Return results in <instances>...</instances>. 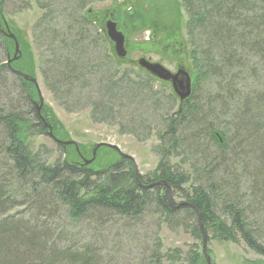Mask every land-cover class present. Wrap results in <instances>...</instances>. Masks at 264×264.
<instances>
[{"label":"trees","instance_id":"16d2710c","mask_svg":"<svg viewBox=\"0 0 264 264\" xmlns=\"http://www.w3.org/2000/svg\"><path fill=\"white\" fill-rule=\"evenodd\" d=\"M31 1L0 0V25L6 5L24 8ZM34 1L42 12L33 40L45 47L44 78L55 97L61 91L58 101H68L61 105L89 108L96 122L133 124L137 134L156 129L162 148L147 175L137 176L132 161L117 155L102 167L85 164L60 142L61 157L48 163L25 136L46 134L48 126L56 132L59 124L38 111L34 83L1 63L0 86L13 76L35 121L16 102L1 103L0 94V264H119L115 240L142 228L150 214L189 222L197 245L182 259L180 249L170 250L174 262L206 264L198 215L206 241L242 242L264 256V0H181L196 74L189 97L176 105L172 95L165 102L153 91L154 77L145 71L136 79L117 70L106 36L87 16L104 0ZM0 38L8 54L12 41L2 31ZM179 148L211 166L199 167L196 180L173 170L169 157ZM176 191L183 201L174 202ZM142 254L140 264L162 263L156 235Z\"/></svg>","mask_w":264,"mask_h":264},{"label":"rangeland","instance_id":"374dc122","mask_svg":"<svg viewBox=\"0 0 264 264\" xmlns=\"http://www.w3.org/2000/svg\"><path fill=\"white\" fill-rule=\"evenodd\" d=\"M15 3V2H14ZM17 3V2H16ZM34 0L30 6L21 8V5H6L3 15L4 24L0 25V31L12 34L16 40L9 45V53L3 54L0 49V64L5 63L9 68H21L22 73L29 75L36 81V90L38 100L36 107L40 112L45 109L50 113L52 119L58 124V130L47 129L46 134H27L25 140L30 150L37 153L40 158H46L48 163H53L55 159L61 157L56 141L48 135L52 131L53 137L62 142H69L67 150L74 149L80 155V159L90 161L93 167H102L110 163L119 156L118 152L110 146L114 145L117 149L131 157L133 167L136 166L138 173L147 175L157 166L160 156L159 151L162 143L157 135V130H151L148 135L144 131L136 133L138 130L131 128L128 123L121 120L110 122H96L90 115L89 108H79L73 111L66 110L61 103H68L67 100L55 97L51 88V79L44 78V71L47 69L43 58L44 46L38 47L33 40V25L41 14V9ZM20 8V9H18ZM87 16L104 33L105 22L111 19L116 22L118 29L124 36L125 57L119 58L114 53L113 43L107 38L109 53L119 63L117 70L121 73L125 71L130 73L132 78H141L147 74L137 66V61L143 57L151 62H158L172 73L177 71V66L181 65L186 69L191 81L196 74L194 62L192 60V47L189 44V34H187L186 23L188 16L184 10L181 0H104L93 4L87 10ZM111 14V17H110ZM3 27V28H2ZM0 44H3L0 38ZM12 65V66H11ZM152 79V78H151ZM152 89L165 97L168 101L169 95L174 97L175 105L179 101L174 95L169 82L153 78L150 81ZM206 89L211 91L212 85H206ZM1 103H17L21 106L24 115L33 122L34 114L24 104L20 92L19 83L11 75H6L4 82L0 86ZM39 95L42 102L39 101ZM20 96V97H19ZM19 97V98H18ZM174 105V106H175ZM8 107V106H6ZM130 118L124 116V120ZM135 131V133L132 132ZM146 136V137H145ZM109 149L115 151L111 154ZM184 150H187V143H184ZM248 149L244 148V152ZM202 153V152H201ZM208 157V156H207ZM169 163L173 170L177 169L188 173L192 179L196 180V172L199 167H210L211 163L202 158L195 159L183 153V148H179L175 154L169 157ZM206 163V165H204ZM203 168L200 179L203 177ZM182 187H185L182 186ZM180 192L176 191L174 202L183 201ZM180 218V214H176ZM189 222L185 220L184 225L173 220L161 222L158 215H147L144 219L143 227L138 226V230L132 234H122L113 241L120 243L118 247L119 264H140L143 245L152 246L156 235L161 243V253L165 254L161 264H182L181 260L177 262L170 260L168 252L172 249H180L181 259L186 256L193 244L197 242L185 228ZM264 228V220L261 221ZM140 225V224H139ZM264 231V230H263ZM210 237V235H209ZM197 245V244H196ZM201 246V245H199ZM206 256L208 264H244L252 262L253 264H264V256L254 253L245 246L244 243H233L230 241H219L207 238ZM205 258V257H204ZM206 262V260H205ZM207 264V263H206Z\"/></svg>","mask_w":264,"mask_h":264},{"label":"water","instance_id":"95a60500","mask_svg":"<svg viewBox=\"0 0 264 264\" xmlns=\"http://www.w3.org/2000/svg\"><path fill=\"white\" fill-rule=\"evenodd\" d=\"M105 36L106 38L109 39V41H111L113 43V48H114V53L117 57L122 58L125 57L126 55V51L124 49V36L123 34L116 29V25L114 22L112 21H107L105 24ZM7 37L12 38L14 40L15 46L17 47V43L16 40L14 38V36L12 34H7ZM137 66L145 71L148 75L154 77L155 79H159L161 81H165V82H169L171 89L174 93V95L178 98V100L180 102L184 101L185 99H187L191 93L192 90V81L190 78V74L186 69H177L176 72L172 73L169 69L165 68L163 65H161L158 62H151L143 57H140L137 61ZM11 72L17 75H20L21 77H23L25 80H29L30 82L34 83V85L36 86V81L34 78L30 77L29 75H26L20 71L11 69ZM39 101L40 103L42 102V99L39 95ZM48 129H51L50 126H48ZM48 135L50 137H52L54 139V141L59 142L58 140H56L53 135H52V131L49 130ZM62 143H69L67 142H62ZM112 147L113 149H115L119 156L122 158H126L129 159L130 161H132L131 157L121 153L116 146L114 145H107ZM91 161V160H90ZM90 161H85L84 163H90ZM135 168V174L138 176V170L136 168V166L134 165ZM153 184L148 185V187H151ZM199 218V225H200V229L202 231V253L205 257L206 263L208 264V259L206 256V236L204 234L201 222H200V216L198 215Z\"/></svg>","mask_w":264,"mask_h":264},{"label":"flooded vegetation","instance_id":"af4514ba","mask_svg":"<svg viewBox=\"0 0 264 264\" xmlns=\"http://www.w3.org/2000/svg\"><path fill=\"white\" fill-rule=\"evenodd\" d=\"M110 17H111V14H110ZM107 21H112L111 19H107L106 20V22ZM106 22H105V24H106ZM113 22V21H112ZM115 24H116V22H114ZM117 26V25H116ZM118 30V29H117ZM125 49V48H124ZM126 51V50H125ZM178 68L177 69H184L183 67H181V65H179V66H177Z\"/></svg>","mask_w":264,"mask_h":264}]
</instances>
